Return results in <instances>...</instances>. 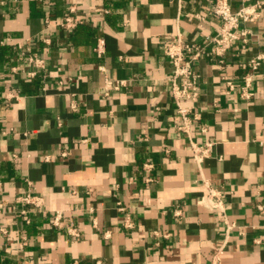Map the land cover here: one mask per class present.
<instances>
[{
	"label": "crops",
	"instance_id": "0c3cea01",
	"mask_svg": "<svg viewBox=\"0 0 264 264\" xmlns=\"http://www.w3.org/2000/svg\"><path fill=\"white\" fill-rule=\"evenodd\" d=\"M212 3L0 0V264H264V59L240 98L264 18L197 62L194 100L164 53L218 33ZM179 107L213 144L200 163Z\"/></svg>",
	"mask_w": 264,
	"mask_h": 264
},
{
	"label": "built area",
	"instance_id": "2783aa9c",
	"mask_svg": "<svg viewBox=\"0 0 264 264\" xmlns=\"http://www.w3.org/2000/svg\"><path fill=\"white\" fill-rule=\"evenodd\" d=\"M73 13V11H72ZM212 13L221 20L220 30L216 35L205 38L203 44H192L184 42L181 38L171 41L164 50L166 57L172 62L174 67L172 81L173 96L177 102L180 100H194L198 95L197 74L195 66L202 57L217 60L220 64L225 62V57L233 50L236 44L243 40L247 41L250 32L242 28L243 24L253 23L264 18V0H240V6L233 10L230 0H213ZM81 20L71 15L64 19L62 26L68 30L75 28ZM102 43L99 44L97 51L102 52ZM264 55L250 61L249 66L252 73L246 74L240 83V98L250 100L253 97L252 86ZM34 63H39L37 59H31ZM227 93L236 90V85L231 80H226ZM178 113L183 119L179 130L185 132L190 137V150L194 161L202 162L211 152L213 144L210 142L197 144L191 138L192 120L189 110L179 107ZM205 131V129H202ZM211 197L216 199V207H219L220 194L210 190ZM18 201L29 207L39 208L41 200L29 191ZM25 213V212H24ZM77 236V234H74Z\"/></svg>",
	"mask_w": 264,
	"mask_h": 264
}]
</instances>
